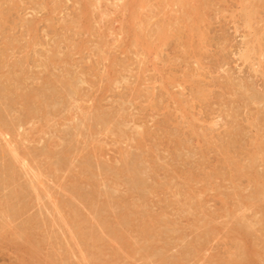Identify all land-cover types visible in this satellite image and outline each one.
<instances>
[{"label": "rangeland", "instance_id": "1", "mask_svg": "<svg viewBox=\"0 0 264 264\" xmlns=\"http://www.w3.org/2000/svg\"><path fill=\"white\" fill-rule=\"evenodd\" d=\"M0 264H264V0H0Z\"/></svg>", "mask_w": 264, "mask_h": 264}, {"label": "bare ground", "instance_id": "2", "mask_svg": "<svg viewBox=\"0 0 264 264\" xmlns=\"http://www.w3.org/2000/svg\"><path fill=\"white\" fill-rule=\"evenodd\" d=\"M183 1H185V0H183ZM185 4V3H184ZM22 79V78H21ZM20 79V80H21ZM73 89V88H72ZM13 92V91H12ZM41 97V96H40ZM29 103V102H28ZM38 107V106H37ZM2 109V108H1ZM25 117V116H24ZM18 122V121H17ZM16 149V148H15ZM17 153V152H16ZM14 154V153H13ZM18 157V156H17ZM55 160V159H54ZM16 178V177H15ZM3 183V182H2ZM54 197V196H53ZM139 209V208H138ZM67 226V225H66ZM58 262V261H57Z\"/></svg>", "mask_w": 264, "mask_h": 264}]
</instances>
